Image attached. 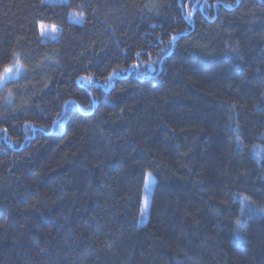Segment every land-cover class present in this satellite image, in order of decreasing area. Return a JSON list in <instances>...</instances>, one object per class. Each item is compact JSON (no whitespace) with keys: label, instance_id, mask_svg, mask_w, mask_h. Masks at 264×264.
Here are the masks:
<instances>
[{"label":"trees","instance_id":"obj_1","mask_svg":"<svg viewBox=\"0 0 264 264\" xmlns=\"http://www.w3.org/2000/svg\"><path fill=\"white\" fill-rule=\"evenodd\" d=\"M16 60L0 264H264V0H0Z\"/></svg>","mask_w":264,"mask_h":264},{"label":"snow or ice","instance_id":"obj_2","mask_svg":"<svg viewBox=\"0 0 264 264\" xmlns=\"http://www.w3.org/2000/svg\"><path fill=\"white\" fill-rule=\"evenodd\" d=\"M61 2L66 3L67 0H61ZM70 15L73 17L74 20H78L80 22L84 20L83 13H71ZM188 15L191 16L192 13L189 12ZM57 31H58V28L56 25H52L50 27L41 25V28H40L41 36H47L49 34H54ZM172 39L175 40L176 37L173 36ZM137 55H139V53H137ZM23 71H24V68L20 64L19 60H16L14 63L3 64L2 66H0V87H5L7 86L8 83L18 80L21 74L23 73ZM115 71L116 70L114 69L113 73H115ZM83 79L84 78H81V80ZM88 79H89V82H91V78H88ZM66 103H69V102H66ZM237 139H239V137H237ZM146 206H147V202L145 203V207ZM237 223H239V221H237Z\"/></svg>","mask_w":264,"mask_h":264},{"label":"rangeland","instance_id":"obj_3","mask_svg":"<svg viewBox=\"0 0 264 264\" xmlns=\"http://www.w3.org/2000/svg\"><path fill=\"white\" fill-rule=\"evenodd\" d=\"M47 2H50V3H60L61 2V0H47ZM54 34H49V35H47L48 37H51V36H53Z\"/></svg>","mask_w":264,"mask_h":264}]
</instances>
